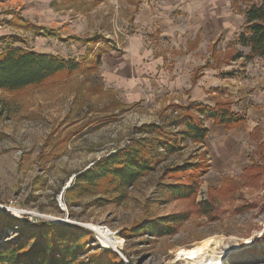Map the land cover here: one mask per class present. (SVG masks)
Returning <instances> with one entry per match:
<instances>
[{"label": "rangeland", "instance_id": "374dc122", "mask_svg": "<svg viewBox=\"0 0 264 264\" xmlns=\"http://www.w3.org/2000/svg\"><path fill=\"white\" fill-rule=\"evenodd\" d=\"M139 1L105 0L92 7L94 0H0V54L22 48L80 62L88 51L92 60L102 52L94 73L79 72L68 79L58 75L23 90L0 91V210L29 226L44 220L88 229L94 242L86 256L109 250L118 258L113 259L116 264H186L178 260L179 250L211 237L222 240L213 259L223 264H264V58L236 61L232 60L236 50H228L211 63L202 60L205 64L194 72L200 60H186L183 66L172 56L165 60L168 71L173 74L178 68L186 79L205 72L204 92L197 99L230 101L234 113L246 119L240 130L226 135L232 145L224 146L225 154L222 147L206 142L209 159L203 157L209 172L193 195L172 196L170 186L184 181L169 177L167 169L202 161L204 151L198 154L194 143L170 157L161 153L158 168L128 187L101 181L90 192L72 191L81 173L127 148L136 128L160 123L167 99L153 96L148 102L124 105L123 91L112 88L107 79L110 63L120 67L123 60L105 59L125 52L134 36L162 57L171 51L170 43L153 30L137 31L133 5ZM247 6L231 0L236 21ZM98 35L101 42L91 46L72 41L73 36ZM236 40V35L220 36L217 46L224 52L228 43L235 47ZM227 74L235 77L227 81L231 88L221 86ZM218 80V87H208ZM187 96L190 101V92ZM253 166L261 167V176H255ZM174 216L186 217L172 235L136 232L139 226ZM93 225L110 235L103 228L107 226L122 244L102 246ZM2 239L18 243L20 237L7 231ZM86 256L82 260L88 264Z\"/></svg>", "mask_w": 264, "mask_h": 264}, {"label": "trees", "instance_id": "16d2710c", "mask_svg": "<svg viewBox=\"0 0 264 264\" xmlns=\"http://www.w3.org/2000/svg\"><path fill=\"white\" fill-rule=\"evenodd\" d=\"M104 1L94 0L92 7H97ZM240 1L248 6L243 12L245 22L236 44L250 50L246 61L264 58V0ZM235 4L237 6L239 2ZM101 39L100 35L88 39L72 38L85 46L99 43ZM101 57L102 52L92 60L91 52L88 51L77 62L22 48L7 49L0 54V91L23 90L28 86L41 85L58 75L68 79L79 72L94 73L101 65ZM242 57L243 52H236L232 59ZM232 106V102L224 100H219L215 107L199 102L168 106L160 113V123L143 124L136 128L127 148L81 173L72 191L90 192L91 186L99 187L98 182L101 181H108L109 185L118 184L121 188L135 184L158 168L161 153L164 158L170 157L179 154L187 143H203L209 135L205 125L208 120L228 131L241 128L246 119L236 115ZM203 156L205 155H202L203 160L200 162H187L167 169L169 177L184 181L170 186L172 196L185 198L195 193L199 181L209 172ZM260 168L253 166L249 169L259 177L262 175ZM185 217L161 218L139 226L136 232L144 230L154 237L172 235L176 232L177 224ZM7 231H16L20 237L18 243L13 240L3 241ZM93 242L94 235L88 229L69 224L56 225L44 220H36L35 224L29 226L0 210V264H87L82 257L86 256L90 243ZM31 243L34 245L30 246ZM85 259L89 260L88 264H116L113 259L118 260L109 250L86 256Z\"/></svg>", "mask_w": 264, "mask_h": 264}, {"label": "crops", "instance_id": "0c3cea01", "mask_svg": "<svg viewBox=\"0 0 264 264\" xmlns=\"http://www.w3.org/2000/svg\"><path fill=\"white\" fill-rule=\"evenodd\" d=\"M124 1L129 3L133 0ZM230 2L231 0H140L137 5L134 4L133 23L138 28L137 31L144 33L146 30H153L159 34L161 39H165L170 43L172 47H170L171 51L168 53L169 58L162 57L153 49L155 47L145 46L144 40L141 41L138 36H134L129 45L125 47V52H113L108 55L105 60H123L120 67L115 63H110L112 70L108 71L107 79L112 84V88L115 90L119 88L123 91L121 98L124 105L133 106L141 102H148L153 96H158L167 99L162 110L173 104L186 105L192 102L215 107L217 102L213 98L209 100L214 101V103H210L209 100L204 102L197 99L201 96V92H204L203 83L207 79L205 72L197 77H193L192 73L186 79L182 71L178 72V68L173 74L168 71L165 67V60H170L172 56L177 61V65L180 66H183V62L186 60H200V62H197L198 66H195L192 72L196 67L205 64L202 60L211 63L210 60H214L216 55H222L223 58L228 50L243 52V57L236 59V61L246 60V56L250 52L248 48L239 46V49L236 47L238 44L233 47L228 43L230 47L227 45L224 48L226 50L223 52L222 48L217 46L220 36L228 39L236 35L238 40L240 33L243 31L245 16L243 13L240 14L242 16L239 17L242 18L236 21V15L230 9ZM92 37L94 36L89 38ZM72 38L85 39L78 36ZM72 41L81 43L75 40ZM83 46L85 45L83 44ZM205 71L208 72L209 70ZM234 78L233 75L228 76L227 74L224 80H220L222 81L221 86L230 87L231 84L227 81ZM202 79L204 81L201 83ZM220 81L211 82L209 83L211 86L208 87H218ZM237 81H240V78ZM209 88L207 91H209ZM187 92H190V101L187 100L189 97ZM181 102L185 103L182 104ZM205 125L209 130L207 139L203 143L194 144L197 145L198 154L204 151L203 155L207 159H209L205 152L209 147L207 141L212 146L215 144V146L222 147L221 150L225 154L224 146L229 148L232 145V143H229L230 138L226 135L241 129L228 131L223 126L215 125L212 120L206 121ZM227 155L229 153L226 154V157Z\"/></svg>", "mask_w": 264, "mask_h": 264}, {"label": "bare ground", "instance_id": "6f19581e", "mask_svg": "<svg viewBox=\"0 0 264 264\" xmlns=\"http://www.w3.org/2000/svg\"><path fill=\"white\" fill-rule=\"evenodd\" d=\"M93 226L96 230L95 232L101 237L104 246L110 247L113 245L119 247V245L122 244L123 241L119 237L111 236L100 227L96 225ZM221 241L220 238L211 237L198 242L190 248H181L179 250L178 260L181 259L186 262V264H223L221 260L213 259L215 249Z\"/></svg>", "mask_w": 264, "mask_h": 264}, {"label": "built area", "instance_id": "2783aa9c", "mask_svg": "<svg viewBox=\"0 0 264 264\" xmlns=\"http://www.w3.org/2000/svg\"><path fill=\"white\" fill-rule=\"evenodd\" d=\"M106 230H108V232H110V235H112V231L107 227V226H103ZM102 246H104L103 244H102Z\"/></svg>", "mask_w": 264, "mask_h": 264}, {"label": "water", "instance_id": "95a60500", "mask_svg": "<svg viewBox=\"0 0 264 264\" xmlns=\"http://www.w3.org/2000/svg\"><path fill=\"white\" fill-rule=\"evenodd\" d=\"M82 226H84V225H82Z\"/></svg>", "mask_w": 264, "mask_h": 264}]
</instances>
